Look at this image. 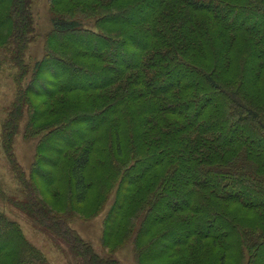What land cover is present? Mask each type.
Returning <instances> with one entry per match:
<instances>
[{
  "label": "trees",
  "instance_id": "trees-1",
  "mask_svg": "<svg viewBox=\"0 0 264 264\" xmlns=\"http://www.w3.org/2000/svg\"><path fill=\"white\" fill-rule=\"evenodd\" d=\"M49 2L32 65L34 0H0L9 203L75 264H121L129 244L135 264H264V0ZM111 199L103 256L72 224ZM0 264H52L1 210Z\"/></svg>",
  "mask_w": 264,
  "mask_h": 264
},
{
  "label": "rangeland",
  "instance_id": "rangeland-1",
  "mask_svg": "<svg viewBox=\"0 0 264 264\" xmlns=\"http://www.w3.org/2000/svg\"><path fill=\"white\" fill-rule=\"evenodd\" d=\"M49 0H34V14L36 20L35 40L31 43L28 53L27 62L35 64L40 61L44 55L47 34L51 29V14ZM0 191L3 190V199L0 198V210L17 222L30 243L38 248L44 256L52 264H75L72 257L63 251L62 246L55 240L35 229L32 222L22 213L17 211L10 199L20 197L19 184L15 179V175L11 170L7 156L4 153L2 144L3 123L7 118L8 112L12 108V104L16 97L15 74L16 70L11 68L8 63L5 52L0 51ZM25 122L21 126V132L16 137L14 150L17 161L21 164L26 172L30 171L31 165L34 163L37 153V140H26L23 136ZM111 199L105 207V210L95 218H78L72 224V228L76 230L81 237L95 248L101 255H109V247L102 246L103 221L105 213L112 204ZM87 218V219H85ZM210 252V251H206ZM218 255V251L215 252ZM213 252L208 254L207 262H213L216 255ZM114 258L121 264H135L133 255V245L129 244L119 250Z\"/></svg>",
  "mask_w": 264,
  "mask_h": 264
}]
</instances>
